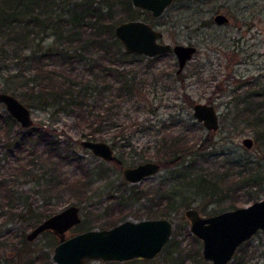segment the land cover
I'll use <instances>...</instances> for the list:
<instances>
[{"label": "rangeland", "instance_id": "rangeland-1", "mask_svg": "<svg viewBox=\"0 0 264 264\" xmlns=\"http://www.w3.org/2000/svg\"><path fill=\"white\" fill-rule=\"evenodd\" d=\"M218 11L229 16L231 23H216L214 16ZM144 13L145 10L140 11L136 18L145 19ZM150 21L164 32V42L194 45L197 52L188 61L181 74L182 79L175 76L178 62L174 53L158 55L151 63L148 59L156 56H146L147 59L137 62L135 67L143 71L164 73L166 82L158 91L144 89L135 98V104L123 107L121 116L116 120L121 128L106 127L103 141L114 148L115 158L112 161L97 157L84 148L81 140L88 138L71 127L67 116L54 112L53 107L30 108L35 127L43 125L68 131L61 137L73 144L81 160L78 166L66 165L67 172L90 174L88 180L92 183L88 202L75 201L70 191L63 197L55 193L49 201L55 203L57 212L70 204L81 207L82 222L69 230L67 237L92 228L111 227L109 218L121 214L133 220H141L137 215L148 219L147 213L156 210L163 213V208H166V214L169 200H176L177 212L165 216L174 223L173 235L175 229L176 232L178 230V234L172 237L182 242L183 247L178 250L183 251L187 263L190 261V255L186 253L188 250L195 248L203 255V242L191 232L190 220L185 215L188 207H195L202 215L209 216L228 210L234 199L240 207L253 203L252 196L264 197V181L253 187L245 183L228 187L233 179L236 182L235 173L242 171L243 175H248L249 169L254 168L264 175L262 142L255 146L254 140L252 148L242 144L243 138L256 137L254 129L246 123L247 115L243 113L246 104L243 100L252 97L264 101V0H174L162 16L150 18ZM149 64H152L150 68ZM0 92L5 91L0 87ZM197 102L215 105L220 119L218 130H208L194 117L193 106ZM137 103L141 108L136 107ZM4 114L8 113L0 102V118ZM129 124L131 127L126 128L125 138L124 135L111 137ZM180 133L192 145L191 149L179 151L175 158L165 157V142H170L172 135ZM6 144L7 139L1 136L0 130V172L8 171L7 174L0 173V181L7 184L10 194L9 200L4 199L0 205V241L7 237L14 240L0 247V264L24 263L30 259L29 264H56L52 255L59 240L54 233L47 231L35 240L27 239V234L36 226L31 219L32 212L46 208V197L51 194L42 186L41 171L38 170L41 161L46 159L39 157L37 165L30 169L32 173L10 176L9 170L18 163L28 162L29 152H18L15 147ZM17 158L21 159L17 161ZM175 159L177 161L173 163ZM145 161H158L162 168L136 183L124 177V167ZM193 179H202L208 185H212L213 181L220 182L219 193L230 189L223 195L211 189L196 193V188L189 183ZM109 206L113 209V216H109L112 211L106 212ZM20 213L24 214V218ZM54 238L56 241L51 246L49 243ZM250 241L248 254L252 248L254 254L262 258L264 230ZM42 254H45L44 258L39 257ZM177 255L179 252L174 256ZM149 260L148 264H165L163 253ZM99 262L92 260L87 264Z\"/></svg>", "mask_w": 264, "mask_h": 264}, {"label": "trees", "instance_id": "trees-1", "mask_svg": "<svg viewBox=\"0 0 264 264\" xmlns=\"http://www.w3.org/2000/svg\"><path fill=\"white\" fill-rule=\"evenodd\" d=\"M131 1L0 0L1 89L13 94L29 107H53L54 112L69 118L71 127L76 128L77 133L88 139L104 140L108 125L121 128V125L116 124V120L121 116L124 106L135 104L137 102L135 98L142 94L144 89L158 91L166 82L161 71H143L135 67L137 62L147 59L146 56L126 52L115 35L117 24L137 19L142 11L140 8H134ZM144 14L146 18L143 20L153 24L150 21V18H154L151 12L145 10ZM156 58L157 56L148 60L151 63ZM151 65L149 64V68ZM175 76L183 78L181 74ZM243 101L246 104L243 108V113L247 115L246 123L255 131V146L260 142L264 146V101L252 97ZM136 107L141 108V105L137 103ZM1 117V136L7 139L6 145L15 147L18 152L24 150L29 152L28 162L18 163L15 168L9 170L8 175L19 177L32 173L30 169L37 165V159L39 157L46 159L41 161L38 170L41 171L42 186L51 194L46 197V208L32 212L33 225L57 212L54 208L55 203L49 202L55 193L63 197L70 191L75 201L88 202L92 183L88 180L89 172L82 175L71 174L66 170V165L78 166L81 160L73 144L61 137L68 131L43 125L22 128L9 114ZM130 125L123 127V131L118 130L111 137L124 135ZM167 140L169 141L168 138ZM165 143V157L175 158L179 151L185 152L192 147L188 140L183 138L182 133L172 135L171 141ZM174 161L177 160L172 162ZM249 170L248 175H243L245 173L242 171L235 173L236 182L234 183L233 179L228 187L240 183L253 187L264 181V175L259 173L258 169ZM189 183L196 188V193H205L207 189H211L223 195L230 189L226 188L219 193V187L222 186L217 181L208 185L202 179H193ZM9 198L7 184L0 181V205L4 199ZM251 199L256 201L259 198L252 196ZM229 205L228 209L239 207L235 199ZM166 207H169L166 214V208H163V213L156 210L147 213V218H161L171 212H177L178 202L169 200ZM110 211L112 213L109 216H113L112 207H106V212ZM154 215L156 217H153ZM20 216L24 218V214L20 213ZM137 218L143 219V216L137 215ZM125 219H127L125 214L109 218L110 225H116ZM177 234L178 230L176 232L175 229L173 236ZM55 238L58 239L56 235ZM55 238L49 243L51 246L56 241ZM12 241L14 242L11 237H7L0 241V247L9 245ZM250 243V240L243 243L229 264H264V256L262 258L261 255L256 256L252 248L248 254ZM180 247H183L182 242L172 237L159 253H163L165 264L206 263L207 260L195 248L186 252L190 255V261L186 263L187 258L184 257L183 251L178 250ZM178 252L179 256L175 257V253ZM251 253L254 256H250ZM44 256L45 254H42L39 257ZM31 260L15 264H29ZM148 262L149 259L136 258L125 262L111 261L99 264H148Z\"/></svg>", "mask_w": 264, "mask_h": 264}, {"label": "water", "instance_id": "water-1", "mask_svg": "<svg viewBox=\"0 0 264 264\" xmlns=\"http://www.w3.org/2000/svg\"><path fill=\"white\" fill-rule=\"evenodd\" d=\"M173 0H132L135 7L162 16ZM217 23L228 21L225 15L215 17ZM115 35L128 53L147 57L174 53L180 74L197 51L194 45L164 42V32L141 18L120 22ZM0 102L7 113L22 127L34 126L31 108L8 92H0ZM194 117L208 129L220 127L219 113L211 103L197 102L193 106ZM242 144L252 148L254 139L245 137ZM81 145L106 161L115 158L113 146L103 140L83 139ZM162 168L158 161H145L123 168L124 177L140 182L153 176ZM185 215L190 220V230L203 242L202 253L210 264H229L239 247L259 231L264 230V197L245 206L224 210L209 216L201 215L195 207H188ZM81 207L70 204L38 223L28 234L29 241L44 232L54 233L59 242L53 249L56 264H86L89 261L124 262L135 258L153 259L171 240L174 223L168 217L141 220L125 219L108 228H93L67 237L69 230L82 222Z\"/></svg>", "mask_w": 264, "mask_h": 264}, {"label": "flooded vegetation", "instance_id": "flooded-vegetation-1", "mask_svg": "<svg viewBox=\"0 0 264 264\" xmlns=\"http://www.w3.org/2000/svg\"><path fill=\"white\" fill-rule=\"evenodd\" d=\"M173 2H174V0H173ZM172 2V3H173ZM172 5V4H171ZM171 5H169L168 7H167V9L171 6ZM166 9V10H167ZM150 12V11H149ZM165 13V12H164ZM151 14H152V12H151ZM225 15L226 17H227V19H228V21L227 22H225V23H221L222 25H228V24H230L231 23V19H230V17L229 16H227L226 14H224V13H222V12H220V11H218V12H216V14H215V16H214V20H215V17L217 16V15ZM153 15V14H152ZM154 16V15H153ZM155 17V16H154ZM215 22H216V20H215ZM217 23V22H216ZM219 24V23H218ZM153 25V24H152ZM154 26V25H153ZM197 48V47H196ZM197 52V51H196ZM196 52H195V54H196ZM195 56V55H194ZM193 56V57H194ZM192 60V59H191ZM188 64V63H187ZM186 67V66H185ZM185 67H184V69H185ZM184 69H183V71H184ZM182 71V72H183ZM182 72L180 73V74H182ZM179 74V75H180ZM178 75V74H177ZM202 215V214H201Z\"/></svg>", "mask_w": 264, "mask_h": 264}]
</instances>
